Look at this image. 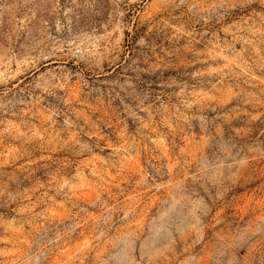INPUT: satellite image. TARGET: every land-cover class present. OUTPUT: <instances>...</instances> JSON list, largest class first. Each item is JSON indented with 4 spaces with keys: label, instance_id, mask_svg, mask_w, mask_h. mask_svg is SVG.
Masks as SVG:
<instances>
[{
    "label": "rangeland",
    "instance_id": "rangeland-1",
    "mask_svg": "<svg viewBox=\"0 0 264 264\" xmlns=\"http://www.w3.org/2000/svg\"><path fill=\"white\" fill-rule=\"evenodd\" d=\"M0 264H264V0H0Z\"/></svg>",
    "mask_w": 264,
    "mask_h": 264
}]
</instances>
